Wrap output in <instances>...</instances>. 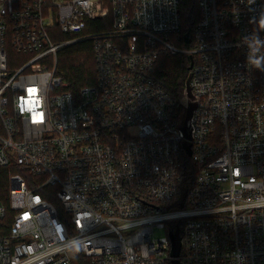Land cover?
I'll return each mask as SVG.
<instances>
[{"label": "built area", "instance_id": "1", "mask_svg": "<svg viewBox=\"0 0 264 264\" xmlns=\"http://www.w3.org/2000/svg\"><path fill=\"white\" fill-rule=\"evenodd\" d=\"M196 4L188 45L182 0H0V264H173L177 226L183 264H264V0ZM83 39L73 91L56 66ZM179 55L182 98L154 73Z\"/></svg>", "mask_w": 264, "mask_h": 264}, {"label": "trees", "instance_id": "2", "mask_svg": "<svg viewBox=\"0 0 264 264\" xmlns=\"http://www.w3.org/2000/svg\"><path fill=\"white\" fill-rule=\"evenodd\" d=\"M198 18L196 0H182V19L184 41L188 38V45L192 41L195 23ZM111 18L106 19V28L110 25ZM97 23V22H96ZM98 29L100 28L95 26ZM190 56L179 55L176 57L162 56L155 69L157 80L175 97L182 98L186 86L189 69ZM56 70L63 73L69 89L76 91L82 86L93 84L96 80V60L90 40H80L66 46L58 56ZM12 172H20L17 166L0 165V198L9 207V176ZM194 176V167L186 156L183 170V181L181 186L182 194L191 185ZM49 188H45L46 191ZM49 200L55 201L52 196H46ZM8 219H11L9 213ZM73 264H90L89 259L82 253H78Z\"/></svg>", "mask_w": 264, "mask_h": 264}, {"label": "water", "instance_id": "3", "mask_svg": "<svg viewBox=\"0 0 264 264\" xmlns=\"http://www.w3.org/2000/svg\"><path fill=\"white\" fill-rule=\"evenodd\" d=\"M192 59V56L190 57ZM193 62L191 61L190 68L192 67ZM188 149V153H191L190 148ZM186 194V191L184 192V196ZM170 237L172 241V249L171 254L174 257L173 258V264H183L180 259V252H181V234H180V227L177 226L175 230H171Z\"/></svg>", "mask_w": 264, "mask_h": 264}, {"label": "rangeland", "instance_id": "4", "mask_svg": "<svg viewBox=\"0 0 264 264\" xmlns=\"http://www.w3.org/2000/svg\"><path fill=\"white\" fill-rule=\"evenodd\" d=\"M13 58H17V62L19 61L20 62V59H23L24 56L23 55H14L12 56ZM3 131V128H2V125H1V122H0V132ZM154 233H155V236L156 237H160V236H164L166 234V231L165 229L163 228H160V227H156L155 230H154Z\"/></svg>", "mask_w": 264, "mask_h": 264}, {"label": "clouds", "instance_id": "5", "mask_svg": "<svg viewBox=\"0 0 264 264\" xmlns=\"http://www.w3.org/2000/svg\"><path fill=\"white\" fill-rule=\"evenodd\" d=\"M252 63H254L255 66L259 67L260 64H261V60L260 59H255V60L252 61Z\"/></svg>", "mask_w": 264, "mask_h": 264}]
</instances>
